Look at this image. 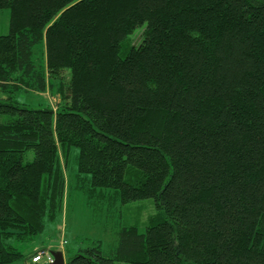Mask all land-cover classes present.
<instances>
[{
	"label": "trees",
	"instance_id": "trees-1",
	"mask_svg": "<svg viewBox=\"0 0 264 264\" xmlns=\"http://www.w3.org/2000/svg\"><path fill=\"white\" fill-rule=\"evenodd\" d=\"M2 9L0 264L62 215L72 148L89 208L153 199L157 212L66 264H264V0ZM46 93L56 111L18 98Z\"/></svg>",
	"mask_w": 264,
	"mask_h": 264
},
{
	"label": "rangeland",
	"instance_id": "rangeland-1",
	"mask_svg": "<svg viewBox=\"0 0 264 264\" xmlns=\"http://www.w3.org/2000/svg\"><path fill=\"white\" fill-rule=\"evenodd\" d=\"M10 9L0 10V35L10 32ZM138 29L131 37L129 47L138 44L140 31ZM129 47H125L122 56H126ZM20 100L29 101L31 108L39 109L50 106L56 111L61 102L59 94H35L20 95ZM78 148H72L68 158L69 189L64 204L62 215L55 222H48L44 233L33 241L18 242L16 247L27 257L23 261L12 264H28L31 262L32 254L39 250L51 249V251H62L67 258H71L80 247H88L94 243L102 246L103 250L110 252L118 242V232L124 226L140 224L144 231L148 217L157 212L153 199L137 201L128 205L121 204L120 200L114 202L110 211L106 214L99 213L89 208L87 197L79 190L78 173ZM114 193V192H113ZM66 240V246H62ZM63 247V249H62Z\"/></svg>",
	"mask_w": 264,
	"mask_h": 264
},
{
	"label": "built area",
	"instance_id": "built-area-1",
	"mask_svg": "<svg viewBox=\"0 0 264 264\" xmlns=\"http://www.w3.org/2000/svg\"><path fill=\"white\" fill-rule=\"evenodd\" d=\"M55 258L51 250H41L33 256L32 261L29 264H52Z\"/></svg>",
	"mask_w": 264,
	"mask_h": 264
},
{
	"label": "water",
	"instance_id": "water-1",
	"mask_svg": "<svg viewBox=\"0 0 264 264\" xmlns=\"http://www.w3.org/2000/svg\"><path fill=\"white\" fill-rule=\"evenodd\" d=\"M52 254L54 255L55 261L52 264H66V260L64 254L60 251H53Z\"/></svg>",
	"mask_w": 264,
	"mask_h": 264
},
{
	"label": "clouds",
	"instance_id": "clouds-1",
	"mask_svg": "<svg viewBox=\"0 0 264 264\" xmlns=\"http://www.w3.org/2000/svg\"><path fill=\"white\" fill-rule=\"evenodd\" d=\"M62 246H63V244H62ZM63 248V247H62ZM46 250H51V249H46ZM41 251V250H40ZM58 251V250H57ZM51 252H53V251H51ZM60 252H62V251H60ZM63 253V252H62ZM54 256V255H53Z\"/></svg>",
	"mask_w": 264,
	"mask_h": 264
},
{
	"label": "crops",
	"instance_id": "crops-1",
	"mask_svg": "<svg viewBox=\"0 0 264 264\" xmlns=\"http://www.w3.org/2000/svg\"><path fill=\"white\" fill-rule=\"evenodd\" d=\"M64 254V253H63ZM64 257H65V255H64Z\"/></svg>",
	"mask_w": 264,
	"mask_h": 264
}]
</instances>
